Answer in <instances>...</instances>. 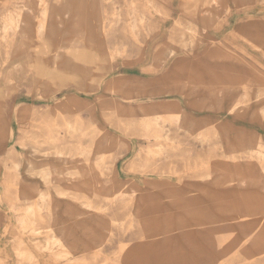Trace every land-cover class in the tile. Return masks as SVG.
<instances>
[{"label":"rangeland","instance_id":"obj_1","mask_svg":"<svg viewBox=\"0 0 264 264\" xmlns=\"http://www.w3.org/2000/svg\"><path fill=\"white\" fill-rule=\"evenodd\" d=\"M111 1L0 0V26H27L0 44V264H194L174 244L206 226L134 203L156 210L212 159L264 180V0ZM163 118L167 139L147 137ZM119 189L122 208L102 197ZM215 234L199 233L213 248L193 246L201 264H264L263 243L223 256Z\"/></svg>","mask_w":264,"mask_h":264},{"label":"bare ground","instance_id":"obj_2","mask_svg":"<svg viewBox=\"0 0 264 264\" xmlns=\"http://www.w3.org/2000/svg\"><path fill=\"white\" fill-rule=\"evenodd\" d=\"M75 1L76 0H73L72 6H75ZM111 2H113V0ZM34 3L37 5L45 4L43 7L44 10H45V7L47 6L46 0H34ZM17 4L18 3H16L15 5ZM28 5H29V2H28ZM57 19H58L57 21H62V19L64 18H61V19L57 18ZM3 20H4V24L0 26V44L3 46H8L7 44H9L16 37L17 32H19L21 29L27 30V26L25 24H22L24 23V19L22 16H19V15L17 16V18L14 16H10ZM35 28L41 29L39 27H35ZM37 39L35 38V41ZM19 44L20 42L16 41L14 45H19ZM36 44L37 43H35V45ZM9 55H10V49L0 48V59L7 58ZM40 57L43 58L42 56ZM55 69L57 68L55 67ZM93 72H95V70ZM61 75H63V73ZM47 76L45 74V77L48 79L49 76L48 77ZM209 101L212 102V100H209ZM221 102H222V97L217 96L216 101L214 103H216V105L218 106L221 104ZM186 115L187 113L184 110H180L176 114V118L178 122L181 120L182 117H185ZM168 125H169L168 121H166V119L164 118L162 119V121H158V120L148 121L145 124L146 130L149 131L146 133V136L149 137V134H151L152 136H154L155 141L156 139L157 141L160 140V138H163L164 140H166L167 130L169 129V128L167 129L166 127ZM94 145L91 147L90 153L88 154L94 155L96 153V147ZM165 146L166 145L164 144V148H163L162 144H160L159 148L156 149V151L159 150L158 151L159 153L162 152L163 149L167 148ZM228 161H231V163L227 165L228 166L227 168L221 169V170H218V169L215 170V167L217 168L220 166L219 163H221V161L217 162L215 159L210 160L209 162L211 163L209 164V169L212 170V172H209L208 173L209 176L207 177V179H205V181L201 180L198 186L193 187V186L183 185V188L181 189H176V188L169 189V192H167L165 195L163 193H160L158 197L160 198L161 203L159 204V208H157L156 210L154 209L156 205L154 202L151 204L147 202V199H149L147 194L141 197L140 200L142 201L140 202L137 201L139 199L136 198L135 201L137 202L134 203L137 206V209H141L142 212L149 211L150 213H155L160 216L161 215L163 216L164 212L167 211V214H170V216L172 217L171 219L172 222L175 223L181 220L187 221L190 224H192L189 227V229L194 230V231H196L195 228L198 225L203 224L206 226L204 232L196 231L198 235H194L193 233H186L187 239L186 241H184L183 244H180L177 247L174 244V248H177L182 253H184L183 259L187 260L189 257L192 256L194 259V264L202 263V261L200 262V259H198L195 252H193V246L195 244L201 246L203 248L202 250L205 252L207 251V253L213 250L212 246H210V244H208L206 240H203L202 237L199 235V233H216L215 243L218 248L217 251L220 252V254L223 256L230 254L231 252L237 253V251L248 249V247L251 245V242L254 240H256V242L259 244L258 245L259 249L261 246L260 243L264 244V196H263L264 192H262L263 195L256 192V189L258 188H261V190H264V180H262L259 177L260 175H257L252 168L246 165L244 166L243 164L244 161L239 160L237 156L236 157L234 156L233 159L228 160ZM201 168L204 170L203 164L201 165ZM184 172H186L185 169H184ZM50 173H51L50 171L49 173H45V174L43 173L44 174L43 177L46 178V177L51 176ZM207 180L217 181L218 184L212 185L211 183H208ZM169 185L171 186V184ZM178 187H181V186H178ZM245 189H248V190L246 191ZM249 190L250 192H248ZM96 191L97 190H95V192ZM102 197L106 199L105 201H108L110 205L115 203L114 205H117L118 208L125 207L127 203H129L125 198V191L122 189H119L117 191L110 190L106 194L102 195ZM153 198L155 199L157 198V196L153 195ZM162 200H166L167 203L166 201H164L165 202L164 203ZM174 203L176 205H173ZM186 207L187 208L192 207V210H189V209L186 210ZM98 208L101 209L100 207ZM104 208L102 207V209ZM102 209L101 211L103 212L104 210ZM223 212H227V213H223ZM197 218L199 221L194 220ZM230 221H236L237 223L232 224L230 223ZM223 223H226L227 227L220 226ZM174 227L176 229L178 228L177 225ZM224 233H228L227 236H225ZM196 238H199L198 240L201 239V241L200 242L197 241ZM162 242L164 243V241ZM184 245L188 247L187 251L184 249ZM199 249H200L199 247L196 248V250H199ZM168 251L171 252L172 250L169 249ZM262 251H264V248ZM213 254H215L214 251H213ZM261 260H264V257H261V259H258L257 261L260 262Z\"/></svg>","mask_w":264,"mask_h":264}]
</instances>
